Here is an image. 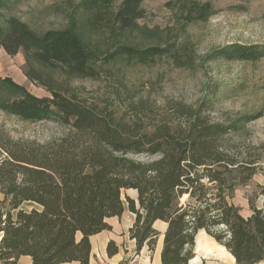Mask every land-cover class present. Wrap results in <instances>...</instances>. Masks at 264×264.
Returning a JSON list of instances; mask_svg holds the SVG:
<instances>
[{
    "label": "trees",
    "instance_id": "obj_1",
    "mask_svg": "<svg viewBox=\"0 0 264 264\" xmlns=\"http://www.w3.org/2000/svg\"><path fill=\"white\" fill-rule=\"evenodd\" d=\"M5 4L0 0V13ZM143 13L141 0H122L113 25L133 30ZM0 49L8 55L21 50L25 77L50 94L37 96L0 78V110L25 121L53 119L68 126L61 137L38 142L13 139L0 125L1 263L27 255L32 264H87L89 236L108 227L106 218L120 216L124 201L134 214L129 233L137 250L143 244L152 250L158 235L152 223H166L161 264H187L200 232L236 264L264 261V199L262 207L249 205L248 216L227 200L264 160L263 154L234 152L226 144L246 118L223 124L209 121L200 109L178 107L180 120L148 131L107 104L87 103L68 81L93 74L98 56L72 27L37 33L15 17L0 15ZM162 52L122 45L113 54L148 59ZM263 56L264 45L234 43L216 52L225 61ZM45 69L60 70L64 80ZM129 154L155 158L140 161ZM122 189L135 190L136 200L122 198ZM24 202L38 207L21 209ZM114 250L108 243V254Z\"/></svg>",
    "mask_w": 264,
    "mask_h": 264
},
{
    "label": "rangeland",
    "instance_id": "obj_2",
    "mask_svg": "<svg viewBox=\"0 0 264 264\" xmlns=\"http://www.w3.org/2000/svg\"><path fill=\"white\" fill-rule=\"evenodd\" d=\"M121 1L5 0L0 15L15 17L37 33L68 27L80 32L98 57L93 74L68 82L87 103L107 104L126 121L137 119L148 131L157 124L180 120L178 107L200 109L209 121L223 124L246 118L229 133L226 144L234 152L264 156V56L247 61L216 57L219 49L230 44L264 45V0H141L144 13L137 28L119 31L113 25V14ZM122 45L159 47L163 52L148 59L113 54ZM25 70L21 50L8 55L0 49V78L8 77L37 96H50L25 77ZM45 71L64 80L60 70ZM0 125L13 139L38 142L68 131V126L53 119L25 121L1 110ZM128 157L155 158L146 154ZM227 195L243 216L251 213L250 204L262 207L264 160L249 181L236 184ZM32 207L28 202L20 206L24 210ZM11 213L14 216L15 210Z\"/></svg>",
    "mask_w": 264,
    "mask_h": 264
},
{
    "label": "crops",
    "instance_id": "obj_3",
    "mask_svg": "<svg viewBox=\"0 0 264 264\" xmlns=\"http://www.w3.org/2000/svg\"><path fill=\"white\" fill-rule=\"evenodd\" d=\"M121 195H123L122 198H124V196H129L136 200V191L133 189H122ZM1 198L2 195L0 194V199ZM33 205L38 207L35 204ZM133 221L134 214L129 211L127 203L124 201L121 215L106 218L108 227L89 236L90 252L87 264H128V261L134 255L137 256L134 264H161L160 255L163 246V235L166 229V223L161 220H155L152 223V227L158 232L152 250H149L146 244H143L141 248L137 250L136 242L130 237L129 233ZM79 236L80 235L78 234L77 237ZM108 243H111V249H115L111 254H108L107 252ZM224 251L228 252L225 248ZM212 253L206 255L202 254L195 249L194 245L193 256L189 259L187 264H236L234 258H225V256L222 255L225 259L224 260L216 251ZM0 264L4 263L0 262ZM7 264H32V262L29 256L21 255L14 263ZM61 264L80 263L78 261H71Z\"/></svg>",
    "mask_w": 264,
    "mask_h": 264
},
{
    "label": "bare ground",
    "instance_id": "obj_4",
    "mask_svg": "<svg viewBox=\"0 0 264 264\" xmlns=\"http://www.w3.org/2000/svg\"><path fill=\"white\" fill-rule=\"evenodd\" d=\"M207 236V235H206ZM204 235L203 232H200L197 236H196V243H195V249L198 250V252H201L202 254H211L212 252L216 251L217 253H219L221 256L225 255L226 257L229 256L228 252L219 249L215 246H213L210 241L208 240V238ZM201 254V255H202ZM213 254V253H212ZM218 255V254H217ZM210 256V255H209ZM208 256V257H209ZM220 256V257H221ZM201 257V256H200ZM218 257V258H220ZM223 257V256H222ZM225 257V258H226ZM230 257V256H229ZM193 259V258H192ZM224 259V257H223ZM225 260V259H224Z\"/></svg>",
    "mask_w": 264,
    "mask_h": 264
},
{
    "label": "built area",
    "instance_id": "obj_5",
    "mask_svg": "<svg viewBox=\"0 0 264 264\" xmlns=\"http://www.w3.org/2000/svg\"><path fill=\"white\" fill-rule=\"evenodd\" d=\"M136 258H137L136 255H134L133 257H131L130 260L128 261V264H134L135 261H136Z\"/></svg>",
    "mask_w": 264,
    "mask_h": 264
},
{
    "label": "water",
    "instance_id": "obj_6",
    "mask_svg": "<svg viewBox=\"0 0 264 264\" xmlns=\"http://www.w3.org/2000/svg\"><path fill=\"white\" fill-rule=\"evenodd\" d=\"M23 204V203H22ZM195 243H196V237H195Z\"/></svg>",
    "mask_w": 264,
    "mask_h": 264
}]
</instances>
